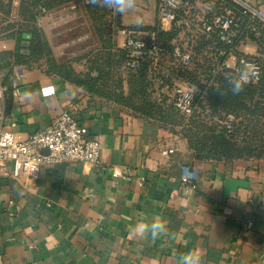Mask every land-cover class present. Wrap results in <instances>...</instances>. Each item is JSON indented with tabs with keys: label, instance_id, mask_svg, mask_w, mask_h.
<instances>
[{
	"label": "crops",
	"instance_id": "crops-1",
	"mask_svg": "<svg viewBox=\"0 0 264 264\" xmlns=\"http://www.w3.org/2000/svg\"><path fill=\"white\" fill-rule=\"evenodd\" d=\"M13 78L5 130L26 139L72 112L100 140L102 164H49L34 186L0 176V264H178L190 251L201 264H264V158L190 159L186 142L113 100L38 69ZM184 164L200 171L195 189L180 181ZM157 216L167 234H135Z\"/></svg>",
	"mask_w": 264,
	"mask_h": 264
},
{
	"label": "built area",
	"instance_id": "built-area-1",
	"mask_svg": "<svg viewBox=\"0 0 264 264\" xmlns=\"http://www.w3.org/2000/svg\"><path fill=\"white\" fill-rule=\"evenodd\" d=\"M121 32L123 68L132 73L146 70L156 101L166 100L186 118L201 113L210 88L222 77L242 67L249 70L245 86L257 85L264 77V12L246 0H156L152 26ZM248 43L256 44L255 53L242 50ZM51 89L46 94L53 93ZM5 91L0 88V176L34 186L49 164H102L100 140L91 137L72 112L26 139L5 130ZM174 152L165 149L162 155ZM113 176L121 177L122 171L114 169ZM199 178V169L181 166L183 186L195 189Z\"/></svg>",
	"mask_w": 264,
	"mask_h": 264
},
{
	"label": "rangeland",
	"instance_id": "rangeland-1",
	"mask_svg": "<svg viewBox=\"0 0 264 264\" xmlns=\"http://www.w3.org/2000/svg\"><path fill=\"white\" fill-rule=\"evenodd\" d=\"M155 17L154 0H138L137 8L125 14L91 0H0V88H6L11 80L6 75L13 61L14 32L38 29L43 34L40 47L27 54L28 65L20 68L53 74L58 64L61 75L71 78L99 76L100 90L118 96L129 110L143 108V94H136L132 72L123 68L120 50L125 36L121 31L152 26ZM242 50L255 53L256 44L248 43ZM148 84L147 98L156 102L155 87ZM218 98L207 114L182 122L175 119V124L162 126L187 143L190 159L204 158L201 147L208 152L215 146L224 150L223 160L264 158V81L256 90ZM158 106L171 111L167 104Z\"/></svg>",
	"mask_w": 264,
	"mask_h": 264
},
{
	"label": "trees",
	"instance_id": "trees-1",
	"mask_svg": "<svg viewBox=\"0 0 264 264\" xmlns=\"http://www.w3.org/2000/svg\"><path fill=\"white\" fill-rule=\"evenodd\" d=\"M52 6H54V4L49 6V8H51ZM26 35L28 37H26ZM42 37H43V34L38 29H35V30L32 29L31 31H28V33L21 31V30H17L16 32H14L15 48H14L13 53L10 56L13 61H10L9 71L7 72V75H6L7 78L9 76H11V80L5 88L7 92L9 90L12 91L13 87H14L13 86V84H14L13 76L15 73L14 68H20L22 66L28 65V62L26 60L27 54L30 56V55L35 53V49L36 48L38 49V47H40V43H41L40 39ZM35 44H36V46H35ZM7 65H8V63H7ZM31 69H34V68H29L27 70H31ZM61 69H62V66L55 64V70L53 71V74H49V75L61 76L62 79L67 80V81L77 85L78 87L83 88L85 91H87L88 93H90L92 95H96L99 97H103V98L113 100V101L117 102L118 104L125 107V105L121 102V100L118 96L113 97L110 94H107L104 91L100 90L99 82H98L99 78H100L99 76L95 77V76H92L89 74L86 77L71 78V75H68V76L63 75V74L61 75V73H62ZM131 75H133L135 78L134 79V81H135L134 87L136 89V94H138V95L143 94L142 99L144 101V104H143L144 106H142L143 108L131 109L132 112L139 114L145 118H150L152 120L157 119V120H159L161 125H163L165 127H168V125L175 124L176 123L175 119L179 120V122L187 121V118L182 116L166 100H163L162 102L156 101L157 103H159V104H157L156 102L151 101L147 98L148 97L147 86L149 85L148 83L150 81L148 80L146 70L141 72V73H131ZM263 81H264V77L262 78L260 83H258L257 85L245 86L243 91L256 90V89H258V86ZM243 91H241L239 94H234L231 91V86L229 85L227 80L222 77L216 85H214L212 88H210V90L206 96L205 103L203 104V106L201 108V113H199V114H201V116L204 114H207V112L210 111V109H212L216 105V98L217 97H219L217 101L221 100L224 97H233V96L237 97ZM262 92L263 91H261V93ZM166 104L169 105V107L171 108V111L162 110L158 106V105H166ZM199 114H194L193 116H196ZM194 123H196V122H194ZM191 147H192V145H191ZM193 147H194V145H193ZM206 150H207L206 148L201 147V154L202 153L206 154L205 157L201 158V159L213 160V161H218V162L244 159V158L238 157L237 159H233V160H223L222 158H224L225 152H224V150H222L221 148H219L217 146L208 150V152H206Z\"/></svg>",
	"mask_w": 264,
	"mask_h": 264
},
{
	"label": "clouds",
	"instance_id": "clouds-1",
	"mask_svg": "<svg viewBox=\"0 0 264 264\" xmlns=\"http://www.w3.org/2000/svg\"><path fill=\"white\" fill-rule=\"evenodd\" d=\"M91 2L109 8L117 14L130 13L134 11L138 5V0H91ZM249 78V70L244 67L226 76L231 86V91L234 94H239L243 91L245 85L249 82ZM134 232L140 237L150 234L152 241L155 242L160 236L168 233V226L167 222L162 217L157 216L154 217L150 223L138 222ZM201 260L202 257L200 254L195 251H190L180 255L178 264H201Z\"/></svg>",
	"mask_w": 264,
	"mask_h": 264
},
{
	"label": "water",
	"instance_id": "water-1",
	"mask_svg": "<svg viewBox=\"0 0 264 264\" xmlns=\"http://www.w3.org/2000/svg\"><path fill=\"white\" fill-rule=\"evenodd\" d=\"M46 152V154H48V151H43V153Z\"/></svg>",
	"mask_w": 264,
	"mask_h": 264
}]
</instances>
